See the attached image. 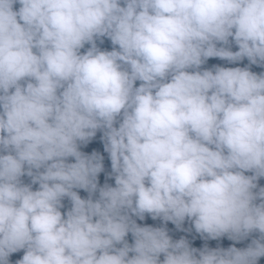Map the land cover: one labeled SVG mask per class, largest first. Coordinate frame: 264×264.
<instances>
[{"label": "clouds", "instance_id": "9594fccd", "mask_svg": "<svg viewBox=\"0 0 264 264\" xmlns=\"http://www.w3.org/2000/svg\"><path fill=\"white\" fill-rule=\"evenodd\" d=\"M251 66L264 68V0H0V264H258L264 71ZM98 132L114 184L81 151ZM169 223L251 241L194 247Z\"/></svg>", "mask_w": 264, "mask_h": 264}, {"label": "trees", "instance_id": "16d2710c", "mask_svg": "<svg viewBox=\"0 0 264 264\" xmlns=\"http://www.w3.org/2000/svg\"><path fill=\"white\" fill-rule=\"evenodd\" d=\"M19 5H15L14 9L18 10ZM97 44L99 47H101L102 50L107 49V50H111V43L110 41H108L106 38H104V44H100L99 41H97ZM88 47V46H86ZM233 51L237 50L236 47L233 45ZM83 51V50H82ZM248 65V61L244 60L243 62H240L238 64H228L226 61H221L219 59H209L207 61V63L204 65L205 68H213L214 66H223V67H244ZM250 70L256 73L262 72L264 71V68H258L256 66H251ZM81 151L90 154L92 151H96L99 152L101 155L104 156V164H105V172L101 173L99 176V181H100V185L102 186L104 183H109V184H114L113 180H109L107 179V173L110 172V161L108 160L107 154L104 153L103 151V143L101 141V133L98 132L96 138L90 142L87 146H82L81 147ZM251 173H248V175H250ZM25 182H29L28 178H24ZM259 185L264 187V178H261L259 180ZM79 194L81 195L82 198H86L87 197V193L84 191H80ZM65 204V209H62V211H65L68 207H70V203L69 201L65 200L64 201ZM140 224H148L151 226H163L161 224L160 221H152L150 218H146L145 221L141 222V221H137ZM168 229H169V234L173 237V239H179L181 236H184L185 238H187L190 243L192 244V246L194 247H203L204 244H207L209 247H224L227 248L229 246H232L233 244L237 247V248H244L246 247L250 241H251V237L247 240L241 241L239 243H236L235 241H229L227 239V237L221 238L219 240L216 241H212V240H202L198 234L195 233L194 229L192 230V232H181L178 231L174 225H172L171 223H169L167 225ZM184 228H190L191 224L190 222H185V224L182 226ZM129 243L132 242V238L131 235L129 234V236L127 237ZM22 252L18 253V254H14V256L11 258L13 261L17 258H19L20 256H22ZM258 264H264V258H261L260 261L258 262Z\"/></svg>", "mask_w": 264, "mask_h": 264}]
</instances>
